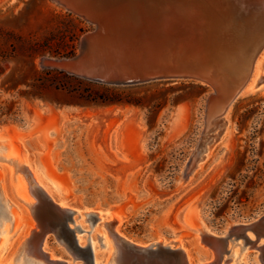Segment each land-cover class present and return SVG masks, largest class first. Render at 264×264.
Masks as SVG:
<instances>
[{
  "label": "rangeland",
  "instance_id": "rangeland-1",
  "mask_svg": "<svg viewBox=\"0 0 264 264\" xmlns=\"http://www.w3.org/2000/svg\"><path fill=\"white\" fill-rule=\"evenodd\" d=\"M243 1L252 0H119L142 17L179 27L184 42L226 70L243 68L255 35L264 29V12L235 13ZM91 26L54 0H0V154L6 156V161L0 158V194L17 216L14 227L15 219L10 222L7 216L3 224L13 234L5 264L23 259L49 264L28 253L32 240L26 239L33 228L16 229L25 214L34 227L37 220L11 190L5 169L14 155L10 141L15 148L20 143L40 154V164L45 161L62 191L46 193L29 174L14 173L28 190L34 186L53 203L74 210L69 226L75 228L78 245H90L92 264H116L105 226L113 218L106 211L121 214L120 236L143 244L182 241L191 264L213 261L212 250L195 239L197 225L225 234L234 223L264 214V92L257 88L238 96L215 116L207 112L208 87L198 82L104 84L49 62L76 54ZM260 74L264 79V68ZM107 89L123 102L97 98ZM217 121L220 127L215 128ZM204 137L212 139L197 156ZM188 168L192 170L185 179ZM197 200L199 206L189 213ZM43 206L40 219L45 224L53 212ZM35 229L32 239L39 240L42 231ZM44 236V253L51 259L86 264L73 240L53 231ZM242 245L241 238L231 240L217 264H263L258 249ZM234 248L241 255L230 261Z\"/></svg>",
  "mask_w": 264,
  "mask_h": 264
},
{
  "label": "water",
  "instance_id": "water-1",
  "mask_svg": "<svg viewBox=\"0 0 264 264\" xmlns=\"http://www.w3.org/2000/svg\"><path fill=\"white\" fill-rule=\"evenodd\" d=\"M62 1L92 23L81 37L76 54L49 60L70 73L112 85H135L156 80L198 82L208 87L207 112L215 109V113L219 115H222L223 108L238 97L252 78V66L245 71L226 70L209 60L204 53L195 50L190 42H184L186 39L179 27L142 17L131 12L119 0ZM235 11L241 16L261 14L264 12V0L243 1ZM259 44L262 49L264 29L258 32L253 46L250 47L251 51ZM178 113L179 107L174 110V118ZM214 127H220V121H217ZM218 135L219 133L216 134ZM211 139L212 137H204L198 146L197 156ZM189 172L188 169L185 171V179H188ZM199 203L200 200H197L188 212L192 213ZM43 205L46 209L49 206L53 212L45 224L40 219ZM30 211L37 220L35 228H40L42 237L47 231H53L58 237L66 238L69 243L74 241L85 263H93L90 245H78L74 235L75 228L69 226L73 209L61 208L53 203L50 197L38 192ZM115 223L114 218L108 225L112 227ZM204 230L196 231L195 239L200 245L212 250L214 260L208 263L197 261L195 264H217L227 251L229 242L239 238L242 239V246L250 243V247L260 251L259 258L264 264V242L258 244L264 239V214L249 222L234 223L228 227L225 234H215L210 229ZM33 232L38 233L36 229ZM114 240L116 246L113 255L116 264H191L187 248L182 241L143 244L120 235L114 236Z\"/></svg>",
  "mask_w": 264,
  "mask_h": 264
},
{
  "label": "bare ground",
  "instance_id": "bare-ground-1",
  "mask_svg": "<svg viewBox=\"0 0 264 264\" xmlns=\"http://www.w3.org/2000/svg\"><path fill=\"white\" fill-rule=\"evenodd\" d=\"M54 2L58 6H60L61 8L69 10V11L75 13V14L80 15V13L76 9H74L73 7H71L68 4L64 3L62 0H54ZM80 16H82V15H80ZM256 37H257V35H255L253 40H255ZM257 46L258 47L253 48V50L250 52L251 53V57L248 58V59L246 58V64H244L243 68H241L242 71L243 70L245 71V67H246V70H249L250 67L252 66V70H251L252 78L250 79V82L246 84L244 89H242V91L240 92V94L238 96L245 95V94H247L249 92L254 91L257 88L264 92V83H262L264 81V79L262 78L263 76H261V74H260L261 70L264 68V47H262V49H261V48H259L260 44L257 45ZM219 54L221 55V53H219ZM42 62L45 63L44 60H42ZM236 69L238 71H241L240 68H236ZM230 104L231 103H229L228 106L225 109L223 108V110L221 111L222 114L227 111V109H228ZM208 114L209 115L210 114L211 115L215 114V109L212 112L210 111ZM14 146L15 145H13V143L10 141L9 142V147H10L11 151H13L14 155L8 160L9 167H6V165H5V169L8 170V168H9V173H10V178H11L10 187H11V190L14 193L15 197H17V199H19L22 203H24L26 205L27 209L30 210L31 206H33V204L36 201L34 203L32 201H25L24 199H20L19 196H21V197H27V196L31 197L32 196V197H34L36 199V197L38 195V192H41V191H38L37 188H35L34 186H31V185H29V190H28L27 186H26V183H25L24 179L22 178V176L19 173L15 174L14 173L15 171H17V172L18 171L19 172H25L26 174H29L31 176V179H33L34 181L40 183L45 188V189H42V190L43 191L45 190L44 192H46V193H50L51 194L56 189L59 191L60 187L58 186V184H57L56 180L54 179V177L49 173V171L47 169V166L45 165L46 164L45 161L42 160V163L41 164L39 163L40 162L39 161L40 154H35L34 153V155H33V153H30L31 149L29 150L28 149L29 147L25 148L20 143H19L18 147H16L17 149ZM0 158L4 159V161H6V156L5 155L0 154ZM189 171H191V170L188 168V172ZM189 173H188V176H189ZM0 175H2L1 171H0ZM22 184H23V186H21ZM23 187L26 189V192L24 191ZM60 191H62V189ZM1 197H3V195L0 194V199H1ZM3 203L5 204V207H6L5 208V216L8 217V221L12 222V220L15 219V221L13 220V227H14L15 226L14 223L17 222L16 221L17 220V216H15L16 212L15 211H11V209L8 206V204L6 203V201L3 202ZM68 204H69V206L74 205V206L77 207V209H80L79 206L76 205V204H73L71 202L68 203ZM58 206L61 207V208H69L68 205H67V207H62L61 204L58 205ZM72 208H73V206H72ZM105 214L110 215L109 218H113V219L115 218V220H116V223L112 227H109L108 222H105V226H107V229L109 230V234L111 235V238H112L113 243H114V244H112V250H111V254L113 255L114 252H115V248L114 247L116 246L115 245L116 242L114 240V236L120 235L118 223L121 220V214L115 213V212H109V211H106ZM101 217L103 218L102 215H101ZM23 218H24V220H22L23 222H21L19 220L20 223H18V227L16 229L19 230V227H22L23 225L27 226V230L26 231H29L30 228H33V229H31V231H29L30 237L27 238L28 236H26V238H27L26 241L27 242L29 241V239L32 240L28 244L29 245L28 253L29 254L31 253L32 255H35L36 257H43L44 259H46L48 261L49 264H59L58 260L51 259L52 257L50 258V255L44 253V246L46 244L45 243V241H46L45 236L41 237L39 240H37L36 238L32 239L33 236H35L36 234L33 232V230H35V227H34L33 222L31 221V219L29 218V215L25 214V216ZM20 219H22V218H20ZM107 219L108 218H106V220ZM0 221H2V220H0ZM4 221H5V219H4ZM3 224L6 225V221H5V223H2V226H1V229H0V231L3 232L0 235V240L2 239L0 241V264H5L6 263L7 256L5 254V250H6L7 246H8V243H9L10 239L13 237V234L8 235L9 233L6 232L5 225H3ZM204 229H205V226L203 224H199V225L196 226V231L197 232H198V230L199 231H203ZM32 232H33V234H32ZM6 233H7L8 236L5 235ZM1 237H3V238H1ZM240 255H241L240 249L234 248L231 251V254H230V258H231L230 261L231 260L232 261H236L240 257ZM38 259H40V258H38ZM32 263L33 264H41V263H36V262H32Z\"/></svg>",
  "mask_w": 264,
  "mask_h": 264
},
{
  "label": "trees",
  "instance_id": "trees-1",
  "mask_svg": "<svg viewBox=\"0 0 264 264\" xmlns=\"http://www.w3.org/2000/svg\"><path fill=\"white\" fill-rule=\"evenodd\" d=\"M73 53V52H72ZM70 53V54H72ZM109 90H106V93L104 95H98L97 98H100V100L102 102H106V103H119V102H123L122 101V97H120V95L118 93H109ZM97 100V99H96ZM127 102H131V101H127Z\"/></svg>",
  "mask_w": 264,
  "mask_h": 264
},
{
  "label": "flooded vegetation",
  "instance_id": "flooded-vegetation-1",
  "mask_svg": "<svg viewBox=\"0 0 264 264\" xmlns=\"http://www.w3.org/2000/svg\"><path fill=\"white\" fill-rule=\"evenodd\" d=\"M1 200V199H0ZM5 204L2 202V200L0 201V229H1V226H2V223H5L6 221V216H5ZM2 217V218H1ZM5 219V221H4ZM1 232V231H0ZM17 264H33L32 261H29L27 259H23V260H18L17 261Z\"/></svg>",
  "mask_w": 264,
  "mask_h": 264
}]
</instances>
